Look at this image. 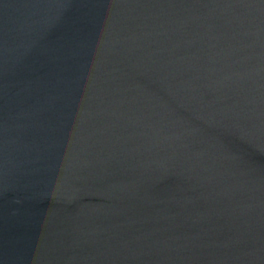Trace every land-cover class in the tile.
Segmentation results:
<instances>
[{"label":"water","instance_id":"obj_1","mask_svg":"<svg viewBox=\"0 0 264 264\" xmlns=\"http://www.w3.org/2000/svg\"><path fill=\"white\" fill-rule=\"evenodd\" d=\"M0 264H264V0H0Z\"/></svg>","mask_w":264,"mask_h":264}]
</instances>
